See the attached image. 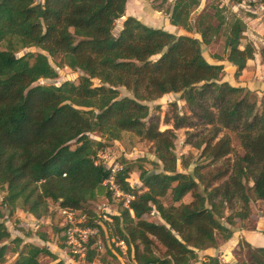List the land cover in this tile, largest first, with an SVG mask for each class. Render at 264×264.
<instances>
[{"label":"trees","instance_id":"obj_1","mask_svg":"<svg viewBox=\"0 0 264 264\" xmlns=\"http://www.w3.org/2000/svg\"><path fill=\"white\" fill-rule=\"evenodd\" d=\"M126 1L0 0V42H8L0 50V264H43V257L65 264L48 246L19 235L10 241L16 258L6 262L10 232L2 220L5 211L12 216L21 209L39 221L48 215L50 201L78 211L83 224L98 227L84 256L68 252L74 260L90 264L97 258L102 221L109 238L123 241L135 264H230L210 255L199 260L198 252L215 248L217 235L223 241L232 237L221 218L235 226L236 219H248L252 198L264 202V97L230 84L224 65L208 61L200 46L223 36L224 59L235 66L238 79L255 55L253 44L243 42V19L226 14L221 0L205 5L194 25L190 17L200 0L155 5L171 25L187 32L194 28L198 39L126 15ZM17 47L43 52L17 56ZM259 54L264 63V47ZM48 56L80 71L77 82L39 83L58 77ZM119 87L131 95L122 96ZM168 93H180L189 113L181 114L173 103L166 117L173 128L160 130V118L147 103ZM201 127L188 133L186 142L201 150L207 163L195 165L192 173L177 171L173 130ZM124 131L152 142L162 170L150 172L139 164L141 186L132 187L128 178L137 161L121 159L114 180L132 198L126 207L120 202L119 214L106 221L90 207L98 198L112 201L104 184L110 170L99 154ZM189 165L187 160L183 167ZM206 166L211 167L202 171ZM187 194L192 200L182 202ZM153 210L162 222L146 218ZM39 238L46 241L47 235ZM244 242L249 259L241 264H264V247Z\"/></svg>","mask_w":264,"mask_h":264},{"label":"rangeland","instance_id":"obj_2","mask_svg":"<svg viewBox=\"0 0 264 264\" xmlns=\"http://www.w3.org/2000/svg\"><path fill=\"white\" fill-rule=\"evenodd\" d=\"M148 1V0H147ZM211 0H205L204 2L200 0V4L204 3L202 9L205 5L209 4ZM150 3V7L152 9H156L155 5L162 2V0H157L155 3ZM224 2V8L226 14L230 15L231 13H235L239 15L241 18H245V16H260L261 19L264 21V5L260 6L259 4L255 5H247L244 3H236L235 1ZM170 4V3H169ZM199 4V5H200ZM169 7L168 4L164 5V8ZM128 9V8H127ZM201 9V10H202ZM157 10V9H156ZM200 10V11H201ZM129 11V9H128ZM159 11V10H158ZM199 11V12H200ZM235 11V12H234ZM162 15H155L154 21L151 19H147L145 14H140V18L145 21L142 23H147L146 25H152L153 27H163L161 19H164L165 13L161 10ZM198 12V14H199ZM126 14V12H125ZM198 14H195V10L192 12L190 20L192 25H194V21ZM127 15V14H126ZM145 16V17H144ZM164 16V17H163ZM139 19V18H138ZM158 19V20H157ZM248 21V20H247ZM164 22V20H163ZM120 21L117 22L115 27V32H117L120 28ZM261 29V30H260ZM258 28L256 25L250 24V26L246 25L245 32L243 33V42L249 41L253 44L255 48V53L259 54L261 48L264 47V28ZM259 30V33H257ZM177 34V32H174ZM185 34H189L193 37H197L200 39L199 34H197L193 28L191 32H185ZM201 50L203 56L210 62H220L216 58L217 56L222 57L224 60L225 57V49H224V38L223 36H219L216 38L212 44L206 45L201 43ZM8 48V42L2 41L0 42V50H5ZM17 56L23 55L27 51L33 52H43L37 47H28V48H15L13 49ZM260 55V54H259ZM49 61L51 62L52 66L58 73V77L55 79H40L38 82L42 84H59L62 81H73L77 82L79 75L81 74L80 71H74L68 68L67 66H61L59 64V58L57 57H50L48 56ZM222 63V62H220ZM225 70V79L229 81V83H236L238 79L233 78L234 76L229 73L230 68L228 64H224ZM259 75H257L258 77ZM227 77V78H226ZM94 84L97 85L98 81L94 79ZM120 94L122 96L131 95L125 88L119 87ZM254 91V90H253ZM259 93L261 91H258ZM258 95L260 96V94ZM173 103L177 106L178 110L181 114L189 113L188 109L184 103V101L180 98V93H168L165 94L153 101L148 102L147 104L150 107V111L153 114H156L160 118L159 122V129L165 130L167 128H173L171 122H167V118L171 113V109H173ZM201 128H179L174 129L176 139H175V153L177 156L176 161V169L179 172H189L192 173L195 165H205L207 160H204L201 157V150H198L192 147L190 144L186 142V138L188 133L194 130H201ZM232 137V143L235 147L236 151L241 154L242 150L238 146V142L235 139L233 134H230ZM91 137L93 139H100L99 134H92ZM199 136H195L194 138H198ZM110 145L100 152L99 159H101L105 166H112L114 163H121V159L130 160V161H137L135 162L136 166L133 168V171L130 173V177L128 178V182L132 187H140L141 182L139 180V170L138 165L141 164L145 169H148L150 172H157L162 170V164L156 158L154 154V148L152 142L148 140H144L136 136L131 132L124 131L121 133V137L119 140H113L109 142ZM140 159L142 161H140ZM190 161V165L187 168L183 167L185 161ZM219 165V163L217 164ZM211 166H206L203 168L202 171L210 168ZM144 188L142 187V191ZM4 194V189L0 188V199ZM192 200L191 194H187L183 199L182 202H190ZM119 201H107L104 198H98L92 202H90V207L103 219L106 221H111L110 216L119 214L122 206L120 205ZM164 204L169 203L168 197L163 199ZM250 209L251 213L246 220H239L236 219V225L231 226L229 225L224 218H221L220 221L233 230L232 237L227 240L223 241L219 235L216 236L217 245L215 248H209L204 251L198 252V259L202 260L205 255L216 256L222 263H230V264H241L242 262H248V249L247 245L244 241L246 239L243 236V233L251 232L254 235H264V202L255 200L254 198L250 201ZM231 213V210H225V215ZM103 215L106 216L103 217ZM147 219L154 221V222H162L158 213L153 210L149 215L146 216ZM6 224L9 232L10 238L5 243H7V252H6V262H12L16 258V253H14V245L10 243L11 239L15 236L20 235L26 241H31L37 244H45L47 245L52 251H54L58 258L64 261L65 264H87L84 262L83 259L74 260L70 257L66 248H60V245L63 243L61 227L63 223V215L60 212V207L55 202H49V213L48 215L37 221L28 213L22 211L21 209H17L15 213L10 216L7 211H5L4 217L2 219ZM101 227L103 228V235L99 237L98 240V256L94 259V261L90 264H135L130 257L129 252L126 250V247H121L113 238H109L108 229L102 223L99 222ZM40 233H45L47 235L48 240L43 242L39 239ZM241 241V244L238 242ZM119 247V250L118 248ZM160 253L164 250L160 247ZM43 264H52L53 262L50 261L49 258L43 257L42 259ZM192 264H199V262H193Z\"/></svg>","mask_w":264,"mask_h":264},{"label":"crops","instance_id":"obj_3","mask_svg":"<svg viewBox=\"0 0 264 264\" xmlns=\"http://www.w3.org/2000/svg\"><path fill=\"white\" fill-rule=\"evenodd\" d=\"M167 1L170 4L173 2V0H167ZM202 1L204 2L205 0H202ZM203 5H204V3H201L199 5V7L195 10V14H198V12L202 9ZM127 8L129 9V11ZM125 12L127 15H132V16L136 17L137 19L139 18L138 20H142L140 18V14H145L147 19L152 18L151 19L152 21L155 20V18H153L155 15H157V16L162 15L161 11H158L156 9H152L150 7V3L147 0H127ZM242 19L245 22V24L248 26H250V24H252V25H256L259 29L261 27L264 28V21L261 19L260 16H257V17L256 16H245V18L242 17ZM163 20H164V22H163ZM161 21H162V24H164V26L161 28H163L164 30H167V31L172 32V33L177 32V34H185V32H186L184 29H182L180 27H176V26L171 25L169 23L168 16L166 14H165L164 19H161ZM143 22H145V21H143ZM144 24H147V23H144ZM149 26H152V25H149ZM257 33H259V30H257ZM220 62H222V64L224 65V64H226L227 61L224 59V60H221ZM227 64H228V67L230 68L229 73H231V75L233 76L234 71H235V66H233L229 62H227ZM257 75H259V76L257 77ZM225 80H227V79H225ZM237 81L238 82H236L234 84H232V83H230V84L242 86V87H247L250 90L256 91L257 93H259L258 91H261L259 94L264 97V63L262 62L259 54L255 53L254 58L247 61L246 68L244 69L239 80H237ZM28 215L31 216V218H33V216L31 214L28 213ZM243 236L246 239V241L248 243H250L252 246L264 247V235H261V234L260 235H254V233L251 234V232H246V233H243ZM40 240H42V239H40ZM47 240H48V238H47ZM24 241L25 242H31V241H26V240H24ZM46 241H43V242H46ZM31 243H34V242H31ZM34 244L40 245V246L45 245V244H37V243H34Z\"/></svg>","mask_w":264,"mask_h":264},{"label":"built area","instance_id":"obj_4","mask_svg":"<svg viewBox=\"0 0 264 264\" xmlns=\"http://www.w3.org/2000/svg\"><path fill=\"white\" fill-rule=\"evenodd\" d=\"M224 1V0H221ZM241 3L259 4L261 0H238ZM262 6L261 4H259ZM110 170L109 177L104 181V184L108 186L111 192L112 201H121L122 206L126 207L131 195L121 191L114 180V176L118 170L121 169L120 163H114L112 166H106ZM60 212L63 215V223L61 227V233L65 248L72 255H78L80 257L85 255L86 244L88 239L98 234V227L83 224L84 216L78 211L68 208H60ZM103 217L106 218L105 215ZM119 246L125 247L123 241L117 242Z\"/></svg>","mask_w":264,"mask_h":264}]
</instances>
